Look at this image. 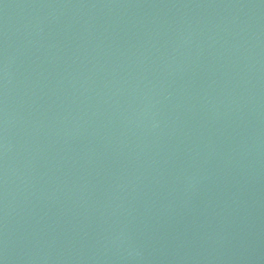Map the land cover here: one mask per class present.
I'll return each instance as SVG.
<instances>
[{
    "label": "water",
    "instance_id": "water-1",
    "mask_svg": "<svg viewBox=\"0 0 264 264\" xmlns=\"http://www.w3.org/2000/svg\"><path fill=\"white\" fill-rule=\"evenodd\" d=\"M0 264H264V0H0Z\"/></svg>",
    "mask_w": 264,
    "mask_h": 264
}]
</instances>
